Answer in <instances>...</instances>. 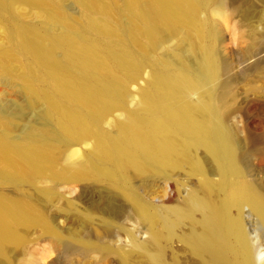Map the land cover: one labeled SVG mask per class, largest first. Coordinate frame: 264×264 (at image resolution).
I'll return each instance as SVG.
<instances>
[{"label":"bare ground","instance_id":"1","mask_svg":"<svg viewBox=\"0 0 264 264\" xmlns=\"http://www.w3.org/2000/svg\"><path fill=\"white\" fill-rule=\"evenodd\" d=\"M24 1L37 21L0 0V80L22 96L0 108V183L16 189L0 190V264L25 226L54 232L36 202L76 182L101 213L72 199L65 211L127 234V251L81 239L119 264H264V179L242 144L253 135L232 120L211 16L228 0H72L78 17L67 0ZM48 171L54 183L38 186ZM24 184L39 196L20 195Z\"/></svg>","mask_w":264,"mask_h":264},{"label":"rangeland","instance_id":"2","mask_svg":"<svg viewBox=\"0 0 264 264\" xmlns=\"http://www.w3.org/2000/svg\"><path fill=\"white\" fill-rule=\"evenodd\" d=\"M66 5L76 17L79 16L80 7L76 3L67 0ZM14 7L18 12L25 14L24 20H38L30 3L16 0ZM246 10L248 13L244 12ZM202 15L205 16V13ZM211 16L220 23L221 35L217 49L221 58L229 64L233 79L232 120H242L247 127L245 132L253 135L254 140H251L246 134L242 144L250 150L264 179V0H228L224 15L211 13ZM5 23L6 19L0 18V49L8 43ZM256 40L259 44L257 43L250 56L247 55ZM25 60V57L21 56L17 64L21 65ZM143 84V80L135 84L132 91L136 92L138 86ZM18 88V85L10 87L0 80V108L4 103L22 100ZM30 116L35 118L33 113L29 114ZM49 173L48 171L39 178L42 180L37 182L38 186L54 183L49 178ZM0 190L16 195L12 184L0 183ZM57 192L58 194L49 201H39L38 204L35 201L54 232L42 225L25 226L21 231V242L9 246V264H119L115 254L104 255L96 246L85 244L81 239L87 238L95 245L97 241L104 240L127 251L131 248L127 234H108L99 220L83 224L75 215L65 211L68 199H72L78 209L91 208L98 215L101 213L100 207L103 206L102 199L83 189L77 182L60 185ZM23 194L34 199L39 196L37 188L30 184L21 186L20 195ZM127 222V226L133 229L137 238L145 237L140 225L136 228V225ZM132 256L138 259L140 254L133 252Z\"/></svg>","mask_w":264,"mask_h":264}]
</instances>
